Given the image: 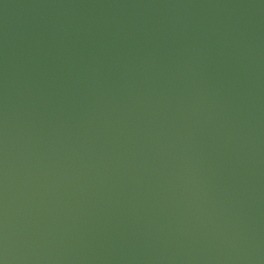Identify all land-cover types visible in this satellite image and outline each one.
<instances>
[{
  "label": "water",
  "instance_id": "95a60500",
  "mask_svg": "<svg viewBox=\"0 0 264 264\" xmlns=\"http://www.w3.org/2000/svg\"><path fill=\"white\" fill-rule=\"evenodd\" d=\"M0 264H264V0H0Z\"/></svg>",
  "mask_w": 264,
  "mask_h": 264
}]
</instances>
